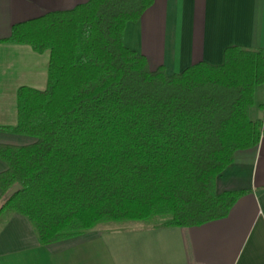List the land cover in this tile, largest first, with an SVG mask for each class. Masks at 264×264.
I'll return each instance as SVG.
<instances>
[{
	"label": "trees",
	"instance_id": "trees-1",
	"mask_svg": "<svg viewBox=\"0 0 264 264\" xmlns=\"http://www.w3.org/2000/svg\"><path fill=\"white\" fill-rule=\"evenodd\" d=\"M153 4L89 0L15 24L0 41L50 55L46 89L20 88L17 124L0 127L33 140L0 144V233L15 215L43 246L107 223L199 227L244 195L219 194L216 181L264 135V121L250 118L264 50L231 47L221 66L173 75L151 70L124 33Z\"/></svg>",
	"mask_w": 264,
	"mask_h": 264
},
{
	"label": "crops",
	"instance_id": "crops-1",
	"mask_svg": "<svg viewBox=\"0 0 264 264\" xmlns=\"http://www.w3.org/2000/svg\"><path fill=\"white\" fill-rule=\"evenodd\" d=\"M88 1L0 0V41L15 24ZM124 44L144 55L151 70L164 67L169 75L200 62L221 66L228 48L264 50V0H154L127 25ZM49 62V53L0 42V127L17 124L20 88L46 89ZM262 106L260 113L251 109L252 120L264 121ZM32 142L0 132V144ZM6 169L0 160V173ZM216 190L244 192L224 219L190 228L99 226L48 246L26 218L15 215L0 233V264H264V135L257 149L236 155Z\"/></svg>",
	"mask_w": 264,
	"mask_h": 264
},
{
	"label": "rangeland",
	"instance_id": "rangeland-1",
	"mask_svg": "<svg viewBox=\"0 0 264 264\" xmlns=\"http://www.w3.org/2000/svg\"><path fill=\"white\" fill-rule=\"evenodd\" d=\"M264 105V86L259 87L258 92H257V97H256V104L254 106L256 112L260 113L263 109ZM158 221H151V222H122V223H107V224H102L100 226H114L116 228H123L125 226L127 227H132V228H143V227H148L152 226Z\"/></svg>",
	"mask_w": 264,
	"mask_h": 264
},
{
	"label": "water",
	"instance_id": "water-1",
	"mask_svg": "<svg viewBox=\"0 0 264 264\" xmlns=\"http://www.w3.org/2000/svg\"><path fill=\"white\" fill-rule=\"evenodd\" d=\"M17 189H14L10 194H13Z\"/></svg>",
	"mask_w": 264,
	"mask_h": 264
}]
</instances>
